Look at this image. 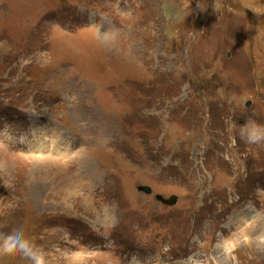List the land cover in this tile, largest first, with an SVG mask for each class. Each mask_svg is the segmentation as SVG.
I'll list each match as a JSON object with an SVG mask.
<instances>
[{
    "label": "rangeland",
    "instance_id": "rangeland-1",
    "mask_svg": "<svg viewBox=\"0 0 264 264\" xmlns=\"http://www.w3.org/2000/svg\"><path fill=\"white\" fill-rule=\"evenodd\" d=\"M257 126L264 0H0V244L22 228L46 264H264Z\"/></svg>",
    "mask_w": 264,
    "mask_h": 264
},
{
    "label": "clouds",
    "instance_id": "clouds-1",
    "mask_svg": "<svg viewBox=\"0 0 264 264\" xmlns=\"http://www.w3.org/2000/svg\"><path fill=\"white\" fill-rule=\"evenodd\" d=\"M258 130H253L249 135V142H256L264 139V127L257 126ZM15 248L21 255L30 261V264H46L45 253L33 241L27 239L23 229H13L11 233L4 237V241L0 244V249L5 252Z\"/></svg>",
    "mask_w": 264,
    "mask_h": 264
},
{
    "label": "water",
    "instance_id": "water-1",
    "mask_svg": "<svg viewBox=\"0 0 264 264\" xmlns=\"http://www.w3.org/2000/svg\"><path fill=\"white\" fill-rule=\"evenodd\" d=\"M141 190H142L145 194H149V193H150V190H149V188H147V187H143ZM174 203H175V198H174V197L169 198L168 201H167V204H168V205H172V204H174Z\"/></svg>",
    "mask_w": 264,
    "mask_h": 264
}]
</instances>
